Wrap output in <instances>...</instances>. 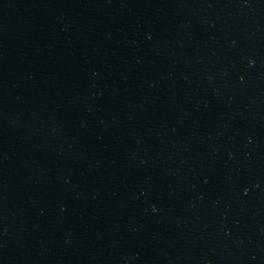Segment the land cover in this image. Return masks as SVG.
Wrapping results in <instances>:
<instances>
[{
  "label": "water",
  "instance_id": "obj_1",
  "mask_svg": "<svg viewBox=\"0 0 264 264\" xmlns=\"http://www.w3.org/2000/svg\"><path fill=\"white\" fill-rule=\"evenodd\" d=\"M0 264H264V0H0Z\"/></svg>",
  "mask_w": 264,
  "mask_h": 264
}]
</instances>
